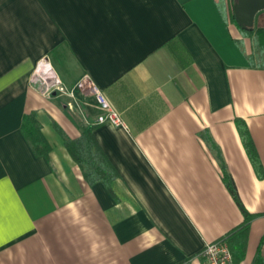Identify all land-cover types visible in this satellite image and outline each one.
<instances>
[{"label": "crops", "instance_id": "obj_1", "mask_svg": "<svg viewBox=\"0 0 264 264\" xmlns=\"http://www.w3.org/2000/svg\"><path fill=\"white\" fill-rule=\"evenodd\" d=\"M229 7L0 0V264H204V245L244 220L204 132L255 215L237 264H264V64ZM37 72L68 89L88 75L124 124L95 123L103 111L89 90L48 97ZM32 112L47 157L22 131ZM83 129L116 169L110 189L89 184L65 147L60 131Z\"/></svg>", "mask_w": 264, "mask_h": 264}, {"label": "trees", "instance_id": "obj_2", "mask_svg": "<svg viewBox=\"0 0 264 264\" xmlns=\"http://www.w3.org/2000/svg\"><path fill=\"white\" fill-rule=\"evenodd\" d=\"M229 1V16L233 21H235L232 12V5L235 0ZM241 30L249 37L255 36L256 43L261 50V53L264 55V26L261 25L250 30L241 28ZM236 126L249 159L251 160L255 171L261 177V162L254 142L251 138L249 129L245 121L240 118L236 119ZM22 131L31 142L34 151L37 154H44L47 157L50 150V145L41 132V126L36 120L34 112L25 116L23 120ZM60 132L63 136L66 149L75 162L79 165L85 180L89 184L103 182L110 189V183L117 176V172L113 164L109 161L105 153L97 144L91 131L89 129H83L81 136L76 139H71L62 131ZM202 137L219 162L223 172V182L244 217L241 225L223 236L225 237L231 250L234 264H237L244 255L250 222L255 215L249 213L245 208L237 191L235 182L225 166L220 149L217 147L207 132H204Z\"/></svg>", "mask_w": 264, "mask_h": 264}, {"label": "built area", "instance_id": "obj_3", "mask_svg": "<svg viewBox=\"0 0 264 264\" xmlns=\"http://www.w3.org/2000/svg\"><path fill=\"white\" fill-rule=\"evenodd\" d=\"M35 80L40 81L43 92L48 97L53 92L73 97L76 90H89L94 95L99 108L103 111L102 114L95 118V123H109L115 126L124 124L121 114L112 107L106 96L88 75H84L71 89L65 87L55 75L37 72L35 73ZM200 256L204 259V264H234L233 256L225 237L207 242L202 248Z\"/></svg>", "mask_w": 264, "mask_h": 264}, {"label": "water", "instance_id": "obj_4", "mask_svg": "<svg viewBox=\"0 0 264 264\" xmlns=\"http://www.w3.org/2000/svg\"><path fill=\"white\" fill-rule=\"evenodd\" d=\"M261 11H264V0H235L232 5L234 20L242 29H253Z\"/></svg>", "mask_w": 264, "mask_h": 264}, {"label": "rangeland", "instance_id": "obj_5", "mask_svg": "<svg viewBox=\"0 0 264 264\" xmlns=\"http://www.w3.org/2000/svg\"><path fill=\"white\" fill-rule=\"evenodd\" d=\"M260 15H263L261 17L264 18V12H262V14ZM259 25H264V19H261ZM257 26H258V20L256 19L254 23V27H257ZM252 51H253L252 61H255V63H258V64H264V60H263L264 55L261 53V50L259 49L255 38L253 39V50Z\"/></svg>", "mask_w": 264, "mask_h": 264}]
</instances>
